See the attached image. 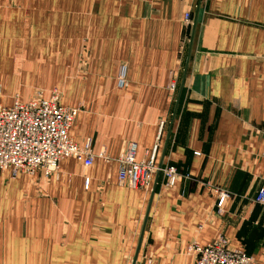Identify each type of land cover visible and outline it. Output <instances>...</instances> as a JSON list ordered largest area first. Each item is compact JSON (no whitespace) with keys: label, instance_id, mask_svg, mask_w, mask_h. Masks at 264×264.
I'll list each match as a JSON object with an SVG mask.
<instances>
[{"label":"crops","instance_id":"0c3cea01","mask_svg":"<svg viewBox=\"0 0 264 264\" xmlns=\"http://www.w3.org/2000/svg\"><path fill=\"white\" fill-rule=\"evenodd\" d=\"M53 89L106 158L0 172V264H194L218 235L264 264V0H0V104ZM130 142L174 183L118 182Z\"/></svg>","mask_w":264,"mask_h":264},{"label":"built area","instance_id":"2783aa9c","mask_svg":"<svg viewBox=\"0 0 264 264\" xmlns=\"http://www.w3.org/2000/svg\"><path fill=\"white\" fill-rule=\"evenodd\" d=\"M184 19H190L189 13ZM125 70V65H121L117 77L120 87L125 84ZM167 88L171 92L175 90L174 79L168 82ZM80 109L79 105L61 104L56 89L47 98L37 91L25 102L15 97L10 106L0 104V172L9 171L11 177H15L41 170L45 177H49L64 158L81 161L84 167L90 166L95 157L106 158L103 151L92 152L90 139L78 143L71 137L69 129ZM135 155L136 144L130 142L125 153L116 158L117 180L133 188L150 189L152 176L158 170L154 160L155 148L145 152L144 160H137ZM159 171L167 185H172L177 178L173 166L164 165ZM85 182L88 183L87 178ZM214 192L217 193L216 207L220 212L228 194L216 188ZM254 201L264 206V186L258 190ZM185 253L192 257L194 264H256L252 255L229 248L222 235L206 244L193 240L187 244Z\"/></svg>","mask_w":264,"mask_h":264},{"label":"water","instance_id":"95a60500","mask_svg":"<svg viewBox=\"0 0 264 264\" xmlns=\"http://www.w3.org/2000/svg\"><path fill=\"white\" fill-rule=\"evenodd\" d=\"M121 65H125V62H123ZM116 85H117V87H120L118 79L116 80ZM160 167H161V162H159V164L157 166V168H158L157 172L159 171ZM152 192H153V189H152ZM135 261H136V256L132 259L131 264H134Z\"/></svg>","mask_w":264,"mask_h":264}]
</instances>
